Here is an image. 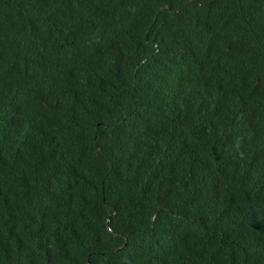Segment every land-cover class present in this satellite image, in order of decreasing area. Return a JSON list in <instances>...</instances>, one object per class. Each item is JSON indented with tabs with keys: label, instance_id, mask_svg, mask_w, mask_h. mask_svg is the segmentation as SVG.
<instances>
[{
	"label": "trees",
	"instance_id": "trees-1",
	"mask_svg": "<svg viewBox=\"0 0 264 264\" xmlns=\"http://www.w3.org/2000/svg\"><path fill=\"white\" fill-rule=\"evenodd\" d=\"M0 264H264V0H0Z\"/></svg>",
	"mask_w": 264,
	"mask_h": 264
}]
</instances>
